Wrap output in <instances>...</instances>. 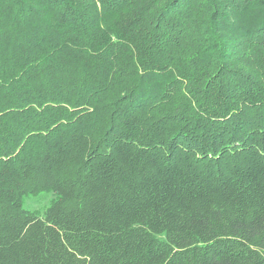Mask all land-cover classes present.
Returning a JSON list of instances; mask_svg holds the SVG:
<instances>
[{"label":"trees","instance_id":"obj_1","mask_svg":"<svg viewBox=\"0 0 264 264\" xmlns=\"http://www.w3.org/2000/svg\"><path fill=\"white\" fill-rule=\"evenodd\" d=\"M0 264H264V0H0Z\"/></svg>","mask_w":264,"mask_h":264},{"label":"rangeland","instance_id":"obj_2","mask_svg":"<svg viewBox=\"0 0 264 264\" xmlns=\"http://www.w3.org/2000/svg\"><path fill=\"white\" fill-rule=\"evenodd\" d=\"M56 197L57 194L53 190H41L35 194H24L22 196V206L38 215H42Z\"/></svg>","mask_w":264,"mask_h":264}]
</instances>
